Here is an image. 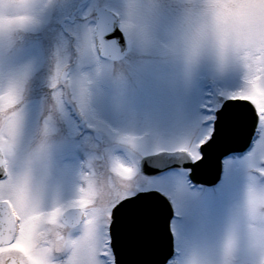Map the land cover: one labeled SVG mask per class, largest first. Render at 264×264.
<instances>
[{
    "label": "snow or ice",
    "instance_id": "obj_1",
    "mask_svg": "<svg viewBox=\"0 0 264 264\" xmlns=\"http://www.w3.org/2000/svg\"><path fill=\"white\" fill-rule=\"evenodd\" d=\"M0 264H264V0H0Z\"/></svg>",
    "mask_w": 264,
    "mask_h": 264
}]
</instances>
